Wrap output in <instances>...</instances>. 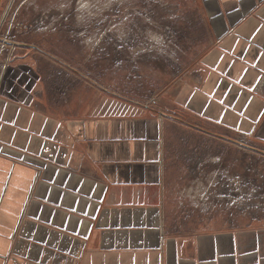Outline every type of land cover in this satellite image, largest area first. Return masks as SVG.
I'll use <instances>...</instances> for the list:
<instances>
[{
	"label": "crops",
	"instance_id": "0c3cea01",
	"mask_svg": "<svg viewBox=\"0 0 264 264\" xmlns=\"http://www.w3.org/2000/svg\"><path fill=\"white\" fill-rule=\"evenodd\" d=\"M200 1L212 44L196 76L150 103L102 88L94 99L70 71L51 89L46 69H60L41 54L7 67L0 264H264V220L212 213L185 227L165 184L172 111L214 137L264 146V0Z\"/></svg>",
	"mask_w": 264,
	"mask_h": 264
},
{
	"label": "rangeland",
	"instance_id": "374dc122",
	"mask_svg": "<svg viewBox=\"0 0 264 264\" xmlns=\"http://www.w3.org/2000/svg\"><path fill=\"white\" fill-rule=\"evenodd\" d=\"M207 20L200 0H7L0 8V86L16 59L41 54L60 69H46L51 89L70 71L76 86L92 84L94 99L102 88L150 103L196 73L212 44ZM171 114L178 119L167 127L163 163L180 224L203 227L212 213L264 220V146L236 145Z\"/></svg>",
	"mask_w": 264,
	"mask_h": 264
},
{
	"label": "built area",
	"instance_id": "2783aa9c",
	"mask_svg": "<svg viewBox=\"0 0 264 264\" xmlns=\"http://www.w3.org/2000/svg\"><path fill=\"white\" fill-rule=\"evenodd\" d=\"M258 87L263 88L264 87V80L260 81L258 84Z\"/></svg>",
	"mask_w": 264,
	"mask_h": 264
}]
</instances>
